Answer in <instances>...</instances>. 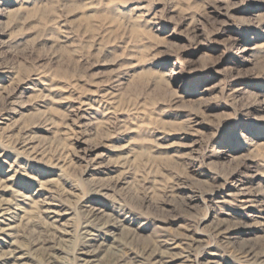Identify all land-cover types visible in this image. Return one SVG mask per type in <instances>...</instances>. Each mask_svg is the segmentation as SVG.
<instances>
[{
    "label": "rangeland",
    "instance_id": "rangeland-1",
    "mask_svg": "<svg viewBox=\"0 0 264 264\" xmlns=\"http://www.w3.org/2000/svg\"><path fill=\"white\" fill-rule=\"evenodd\" d=\"M3 202L5 264H264V0H0Z\"/></svg>",
    "mask_w": 264,
    "mask_h": 264
},
{
    "label": "bare ground",
    "instance_id": "bare-ground-1",
    "mask_svg": "<svg viewBox=\"0 0 264 264\" xmlns=\"http://www.w3.org/2000/svg\"><path fill=\"white\" fill-rule=\"evenodd\" d=\"M24 198L27 199L28 197L24 196ZM248 201L245 200L244 202H248ZM96 210H97L96 213L94 212L95 214L94 215L92 214L93 217H97L98 215L102 214V210L99 209ZM11 213L12 212L10 211L8 202L0 203V264H5V261L8 260L9 258H15V259L20 258V256L13 251L9 252V250L6 251L3 250L4 245L5 247H8L10 246L11 243L10 241L5 242L3 238L12 235L11 231H13L16 227V225H14V221H12L10 218ZM49 213L52 215V217H54L55 219L54 221H58L61 217L60 211L58 212L55 209L50 208ZM92 227H94L93 220L87 221V223L84 225V230H85L84 233L87 235H85L86 239L80 252L82 256L80 257L78 264H98V260H97L98 251L101 249V245L105 240L102 239L98 233L91 232ZM68 233L69 232L65 229L60 231L61 235H67ZM152 261L149 260V262L148 261L147 262L148 264H154L155 262H157V261H153V262ZM141 264H147V263H144L143 261Z\"/></svg>",
    "mask_w": 264,
    "mask_h": 264
}]
</instances>
